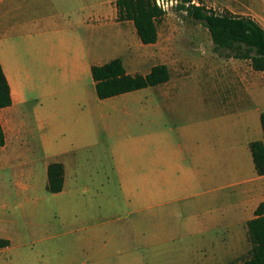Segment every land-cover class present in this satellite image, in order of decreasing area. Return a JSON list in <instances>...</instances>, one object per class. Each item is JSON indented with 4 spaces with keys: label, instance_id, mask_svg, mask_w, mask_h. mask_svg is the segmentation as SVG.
I'll return each mask as SVG.
<instances>
[{
    "label": "rangeland",
    "instance_id": "1",
    "mask_svg": "<svg viewBox=\"0 0 264 264\" xmlns=\"http://www.w3.org/2000/svg\"><path fill=\"white\" fill-rule=\"evenodd\" d=\"M176 6L156 21L154 45H142L131 33L116 39L100 63L119 58L129 75H145L163 64L178 81L100 100L88 73L78 86L55 85L51 95L33 86L27 101L3 121L0 240L9 243L0 249V264L248 259L251 246L242 222L264 199V193L252 200L247 196L258 187L264 190L248 149L262 135L264 82L249 86L245 108L225 112L221 99L206 93L211 85L201 80L249 78V63L215 50L204 25ZM236 64L242 75L235 74ZM160 144H180L183 157L198 163L192 184L185 177L162 182L169 192L163 205L154 197ZM54 162L65 171L58 193L46 190V167Z\"/></svg>",
    "mask_w": 264,
    "mask_h": 264
},
{
    "label": "crops",
    "instance_id": "2",
    "mask_svg": "<svg viewBox=\"0 0 264 264\" xmlns=\"http://www.w3.org/2000/svg\"><path fill=\"white\" fill-rule=\"evenodd\" d=\"M205 1L216 13L224 11L234 16L251 18L264 30V0H203V3ZM192 4L198 5L197 0H192ZM116 18L114 0H0V67L9 85L11 97V105L0 109L2 129L3 121H9L13 109L27 101V94L33 86H39L42 94L51 95L56 92L55 85L78 86L82 75L90 74L92 66L111 61L104 59L100 63L102 58L112 52L116 39L124 40L125 36L135 33L133 24H130L132 22H118ZM236 67L235 74L242 75V66L236 64ZM248 72L251 76L249 78L242 75L237 76L236 80L224 76L209 77L201 81L211 85L206 93L220 98L223 110L232 112L246 107L250 85L264 82V77L252 75L264 72L252 70L250 63L246 73ZM178 79L169 77L161 85L167 87ZM73 90V97L76 99L79 97L77 87ZM262 138L263 133L251 142L261 141ZM251 142L248 143V149ZM167 153L170 156H164ZM183 153L185 154L180 144H160L156 147L155 176L159 187L154 197L157 200L161 198L158 203L160 205L165 203L162 197L169 193L162 189V182L185 177L192 184V177L196 173L195 165L198 163L193 160V156L189 163ZM164 158L165 166L168 167L166 169L163 168ZM172 186L174 190L178 189L175 183ZM263 193V188L258 187L247 196L252 200L261 197ZM262 201L264 199L259 203ZM253 212L249 219L242 222L245 229L246 222L253 218Z\"/></svg>",
    "mask_w": 264,
    "mask_h": 264
},
{
    "label": "trees",
    "instance_id": "3",
    "mask_svg": "<svg viewBox=\"0 0 264 264\" xmlns=\"http://www.w3.org/2000/svg\"><path fill=\"white\" fill-rule=\"evenodd\" d=\"M179 0L176 8L187 17L204 25L215 50L224 49L229 57L249 61L252 70L264 72V30L251 18L234 16L228 12L216 13L204 6L203 0ZM117 21H130L142 45L157 42L156 21L163 12L154 0H114ZM94 89L98 99L104 100L124 93L165 83L169 71L165 65H155L145 75L126 74L122 62L115 58L103 65L90 69ZM11 105L10 88L0 67V109ZM263 133L261 141L251 142L249 149L256 175H264V112L259 117ZM5 144V135L0 124V148ZM64 183L63 165L58 162L46 167V190L58 193ZM246 232L250 243L248 259L226 264H264V201L253 212V218L246 222ZM8 240H0V249L8 246Z\"/></svg>",
    "mask_w": 264,
    "mask_h": 264
},
{
    "label": "clouds",
    "instance_id": "4",
    "mask_svg": "<svg viewBox=\"0 0 264 264\" xmlns=\"http://www.w3.org/2000/svg\"><path fill=\"white\" fill-rule=\"evenodd\" d=\"M179 0H168V4L164 5V10L167 11L169 6H175ZM162 3V0H157V6H160Z\"/></svg>",
    "mask_w": 264,
    "mask_h": 264
},
{
    "label": "built area",
    "instance_id": "5",
    "mask_svg": "<svg viewBox=\"0 0 264 264\" xmlns=\"http://www.w3.org/2000/svg\"><path fill=\"white\" fill-rule=\"evenodd\" d=\"M154 3H155V5L157 6V0H154ZM192 3V2H191ZM166 4H168V0H162V3H161V5L160 6H157L163 13H166V12H168L169 11V9H171V8H173L174 6H169L168 7V9H167V11H165L164 10V5H166ZM178 4V3H177ZM176 4V5H177ZM175 5V6H176Z\"/></svg>",
    "mask_w": 264,
    "mask_h": 264
}]
</instances>
